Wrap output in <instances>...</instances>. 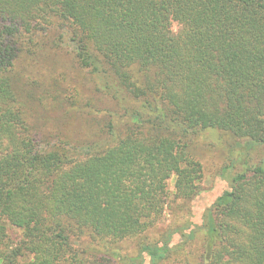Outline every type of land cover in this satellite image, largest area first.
Returning a JSON list of instances; mask_svg holds the SVG:
<instances>
[{
    "label": "trees",
    "instance_id": "16d2710c",
    "mask_svg": "<svg viewBox=\"0 0 264 264\" xmlns=\"http://www.w3.org/2000/svg\"><path fill=\"white\" fill-rule=\"evenodd\" d=\"M50 32L115 103L107 139L42 149L24 118L16 62ZM207 130L244 141V169L205 204L188 141ZM259 146L264 0H0V264H163L198 234V264H264ZM178 200L185 225L120 255Z\"/></svg>",
    "mask_w": 264,
    "mask_h": 264
},
{
    "label": "rangeland",
    "instance_id": "374dc122",
    "mask_svg": "<svg viewBox=\"0 0 264 264\" xmlns=\"http://www.w3.org/2000/svg\"><path fill=\"white\" fill-rule=\"evenodd\" d=\"M178 28L173 23L174 32ZM57 37L54 32L46 34L44 48L33 55L23 54L16 62L15 88L19 108L31 131L39 136L37 140L42 149L55 148L59 144L64 149L81 147L88 141L107 139V123L110 114L116 110L115 103L97 87L91 73L79 66L74 45L61 42ZM188 142L189 153L203 168L199 200L208 204L229 190L232 177L243 171L244 167L232 166V162L236 157L237 142L244 144V141L207 130L191 136ZM249 156L250 164L264 160V146L255 148ZM168 189L172 196L175 177L169 180ZM183 205L178 200L173 204L172 212L168 210L150 231L118 243L115 247L120 255L136 256L140 241L158 239L168 228L185 225L190 217ZM193 213L196 216L195 208ZM192 222L199 220L196 217ZM15 239L11 232V240ZM202 242L203 237L198 234L163 264H198Z\"/></svg>",
    "mask_w": 264,
    "mask_h": 264
}]
</instances>
